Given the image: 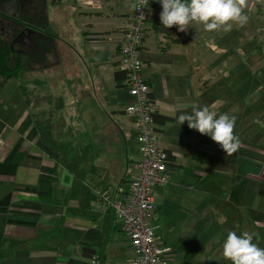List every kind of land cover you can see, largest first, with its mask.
<instances>
[{"label":"crops","instance_id":"1","mask_svg":"<svg viewBox=\"0 0 264 264\" xmlns=\"http://www.w3.org/2000/svg\"><path fill=\"white\" fill-rule=\"evenodd\" d=\"M87 1L73 0L75 31L35 26L26 73L0 75V264L132 257L115 212L91 205L96 188L126 193L140 157L124 112L132 98L114 77L119 27L132 10L130 1ZM147 13L139 55L169 155L167 182L155 188L158 244L169 264H231L222 255L228 231L256 233L264 248V0H247V24L227 33L165 28L152 3ZM205 105L236 117L232 156L178 124Z\"/></svg>","mask_w":264,"mask_h":264},{"label":"built area","instance_id":"2","mask_svg":"<svg viewBox=\"0 0 264 264\" xmlns=\"http://www.w3.org/2000/svg\"><path fill=\"white\" fill-rule=\"evenodd\" d=\"M130 1L131 0H123ZM92 4L91 0L87 1ZM162 11L159 0H149ZM148 7V6H147ZM147 7L144 15L132 11L119 27L117 46L119 67L124 71V83L132 98L124 112L132 119L139 142L140 157L134 164L135 175L126 193L117 197L108 190L94 189L91 205L115 212L118 228L126 235L132 251L124 264H169L168 248L158 244V225L153 222L155 188L167 182L168 153L158 144L154 128L155 104L149 85L142 74L140 46L150 20Z\"/></svg>","mask_w":264,"mask_h":264},{"label":"clouds","instance_id":"3","mask_svg":"<svg viewBox=\"0 0 264 264\" xmlns=\"http://www.w3.org/2000/svg\"><path fill=\"white\" fill-rule=\"evenodd\" d=\"M149 0H131L130 10L144 15L142 9ZM162 5L160 22L165 28L177 26L186 32L193 25H202L207 32H230L233 26L243 27L248 22L245 14L247 0H159ZM179 125L188 123L190 129L210 136L226 153L227 157L238 151L241 141L234 134L236 117L220 114L205 105L193 106L191 114L179 115ZM256 233L244 231L238 235L228 231L222 244V255L231 264H264V248L253 242Z\"/></svg>","mask_w":264,"mask_h":264},{"label":"rangeland","instance_id":"4","mask_svg":"<svg viewBox=\"0 0 264 264\" xmlns=\"http://www.w3.org/2000/svg\"><path fill=\"white\" fill-rule=\"evenodd\" d=\"M54 0H21V8L17 13L20 20L29 25L37 26L41 30H48L61 36L63 30L75 31L78 14V6L73 0H61V3ZM13 26L12 24H8ZM3 31L7 27L0 28ZM9 30V29H8ZM37 42L42 41L39 36L35 37ZM17 48V47H16ZM30 49L26 52L29 59ZM26 73V72H23ZM27 78H25L26 80Z\"/></svg>","mask_w":264,"mask_h":264},{"label":"trees","instance_id":"5","mask_svg":"<svg viewBox=\"0 0 264 264\" xmlns=\"http://www.w3.org/2000/svg\"><path fill=\"white\" fill-rule=\"evenodd\" d=\"M5 18H11L14 22L20 24L23 27H29L33 30H39L33 25L23 22L18 16H8L0 12V21ZM4 25L0 22V28ZM8 29H4L8 35L5 37L2 35L0 29V75L5 78H11L20 75L21 73L29 69V59L25 53L18 52L15 46H10L9 32H12L11 25H8ZM114 77L118 82L124 81L125 73L122 70L116 71Z\"/></svg>","mask_w":264,"mask_h":264},{"label":"water","instance_id":"6","mask_svg":"<svg viewBox=\"0 0 264 264\" xmlns=\"http://www.w3.org/2000/svg\"><path fill=\"white\" fill-rule=\"evenodd\" d=\"M18 10V0H0V12L8 15V16H15ZM35 30L25 27L23 31H21L18 35H16L12 41L10 42V46H12L15 42H20L23 50L19 51L20 53L24 52V49L29 46L31 34L34 33ZM3 33H5L3 31ZM21 36H24L22 39Z\"/></svg>","mask_w":264,"mask_h":264},{"label":"flooded vegetation","instance_id":"7","mask_svg":"<svg viewBox=\"0 0 264 264\" xmlns=\"http://www.w3.org/2000/svg\"><path fill=\"white\" fill-rule=\"evenodd\" d=\"M0 22L4 25V27H8V24H12L13 25L12 28H11L12 32H9L10 42L12 41V39L16 35H18L21 31H23L25 29V27L20 26V24H18L17 22H14L11 18H5V19L1 20ZM2 35L6 37L8 35V33L7 32H5V33L2 32ZM21 37H22V39H24V36H21ZM12 46L17 47L16 50L18 52L23 50V47L21 46L20 42H15ZM29 48H30V43H29V46L24 49L23 53L26 54V52L29 50Z\"/></svg>","mask_w":264,"mask_h":264}]
</instances>
